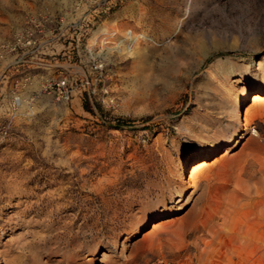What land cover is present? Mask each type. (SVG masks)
<instances>
[{
	"label": "rangeland",
	"instance_id": "rangeland-1",
	"mask_svg": "<svg viewBox=\"0 0 264 264\" xmlns=\"http://www.w3.org/2000/svg\"><path fill=\"white\" fill-rule=\"evenodd\" d=\"M40 11L81 14L0 0V40ZM57 41L59 63L0 76V264H264V102L232 143L233 104L264 94V0H117Z\"/></svg>",
	"mask_w": 264,
	"mask_h": 264
},
{
	"label": "built area",
	"instance_id": "built-area-1",
	"mask_svg": "<svg viewBox=\"0 0 264 264\" xmlns=\"http://www.w3.org/2000/svg\"><path fill=\"white\" fill-rule=\"evenodd\" d=\"M77 8L81 10L80 16L73 19L59 17L50 11H40L28 15L24 24L15 29L7 38L0 40V76L5 77L10 70L28 71L32 68H44V57H53L64 51L66 45L57 41L66 32L76 33V41H79L83 33L90 30L99 20L106 18L116 5L117 0H74ZM82 8H84L82 10ZM129 31V32H127ZM118 39L124 42L138 41L144 38L143 34H133L127 30ZM129 33L130 37L127 36ZM116 35L115 30L106 32V38ZM128 37V38H127ZM117 39V40H118ZM70 44V42H69ZM32 60L33 63L29 62ZM31 64L34 66L31 67ZM46 68V67H45ZM70 83L67 76H60L56 80L50 81L45 90L53 93L58 100L69 99L72 95ZM18 101V97H13V103ZM150 264H174L173 262L158 257Z\"/></svg>",
	"mask_w": 264,
	"mask_h": 264
},
{
	"label": "bare ground",
	"instance_id": "bare-ground-1",
	"mask_svg": "<svg viewBox=\"0 0 264 264\" xmlns=\"http://www.w3.org/2000/svg\"><path fill=\"white\" fill-rule=\"evenodd\" d=\"M246 98L251 99V101L253 103H256V102H259V103L264 102V94H261L260 91H257V92L256 91L255 92L254 91L250 92L248 90L242 91V93L240 95V99L238 100V102H235L233 104V107H232V111L234 112V120H233V123H234L235 126L238 127V131L235 134L234 140L232 142L233 143V146L234 145H237L239 143V141L242 139L243 135H244L243 130H245V129L242 127L243 126L242 119L244 120V118H242V114L240 112H241L242 105H243L242 103H244V101H245ZM252 133H254L256 135V131L255 130H253ZM217 151H218V146L212 148L211 150H209L208 154L211 155V154H214ZM199 156H200V153H193L190 156H188L187 162L185 160V162L182 163L181 172L184 171V167H185V165L187 163L193 161L194 159L198 158Z\"/></svg>",
	"mask_w": 264,
	"mask_h": 264
},
{
	"label": "crops",
	"instance_id": "crops-1",
	"mask_svg": "<svg viewBox=\"0 0 264 264\" xmlns=\"http://www.w3.org/2000/svg\"><path fill=\"white\" fill-rule=\"evenodd\" d=\"M43 64L45 65V67L46 68H50V67H52V66H54L55 65V63H59V61L58 60H56V59H54L53 57H44L43 58ZM29 62H31V63H33L32 62V60H30ZM60 63L61 64H65L66 63V60L65 61H60ZM32 66H34L33 64H31V67ZM33 69H35V68H32V69H30V70H33Z\"/></svg>",
	"mask_w": 264,
	"mask_h": 264
}]
</instances>
